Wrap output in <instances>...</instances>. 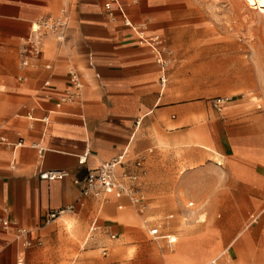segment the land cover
<instances>
[{
    "label": "crops",
    "instance_id": "crops-1",
    "mask_svg": "<svg viewBox=\"0 0 264 264\" xmlns=\"http://www.w3.org/2000/svg\"><path fill=\"white\" fill-rule=\"evenodd\" d=\"M106 1L0 0V264H15L21 252L25 264H44V246L55 226L63 225L77 238L97 222L101 224L96 228L123 231L122 223L136 219L130 210L121 211L133 210L129 199L113 193L84 195L82 180L101 162L126 152L117 172L138 174L142 193L143 176L134 163L141 157L147 161V151L159 143L170 153L180 150L182 172L188 170V164L205 159L207 151L214 153L218 157L214 163L224 172L227 186L222 193L227 205L221 223L231 221L234 230L241 223L247 224L244 230L253 227L252 240L263 246L259 231L264 228V216L260 220L264 213V124L240 100L227 103L226 114L210 112L201 101L188 105V75L177 74L174 68L165 69L167 82L161 88V69L151 49L139 43L135 27H141L145 37L164 33L165 0H139L137 4L117 0L111 4L112 16L104 8ZM120 6L134 28L124 23ZM61 8L68 12L66 40L59 43L46 37L37 66L16 67L14 59L21 42L16 45L13 41L28 34L30 21L56 15ZM71 67L81 75L82 94L78 101L56 106L68 89ZM44 116L48 117L46 123ZM85 152V160L78 163ZM131 155L137 157L133 160ZM154 161L159 170L162 164L176 166L180 162L171 156L166 160L157 156ZM43 170H68L69 175L47 181L38 176ZM70 205L73 211L46 222L48 212ZM256 214V222L249 223ZM200 218L205 220L202 215ZM2 221H8L6 229ZM147 222L143 220L144 226ZM205 226L221 250L205 264H217L241 233L222 248L228 235L218 238L209 224L194 231ZM19 227L30 231V246L15 239ZM159 235L151 238L166 239L169 234ZM116 236L108 233L110 241L101 248L103 256L116 247ZM169 237L179 240L178 234ZM167 244L172 247L174 241ZM263 255L256 250V260ZM77 256L78 260L88 257Z\"/></svg>",
    "mask_w": 264,
    "mask_h": 264
},
{
    "label": "rangeland",
    "instance_id": "rangeland-1",
    "mask_svg": "<svg viewBox=\"0 0 264 264\" xmlns=\"http://www.w3.org/2000/svg\"><path fill=\"white\" fill-rule=\"evenodd\" d=\"M164 9L166 30L161 36L170 60L167 68L188 75V105L201 101L210 112L226 114L224 106L240 100L264 124V8H258L252 0H165ZM22 40L13 42L17 45ZM14 61L17 67V56ZM216 98H228L220 111L212 106ZM199 117L194 118L197 121ZM207 152L205 159L188 164L186 174L182 172L180 150L170 153L166 145L157 144L153 151H147L148 160L142 162L144 211L139 213L133 205V210H121H130L135 221L122 223L123 231L96 228L101 224L97 222L85 229L81 238L63 225L52 227L51 240L44 246V264H205L221 251L219 244L211 241L206 226L194 231L208 224L216 229L218 238L228 235L222 248L241 233L217 264H264V255L261 260L255 256L256 250L264 253V228L259 231L263 246H258L250 235L253 227L244 230L247 224L241 223L234 230L231 221L221 223L226 215L227 198L222 196L226 179L214 163L218 157ZM157 156L165 160L171 156L180 162L176 166L162 164L159 170L154 163ZM136 157L130 156L133 160ZM229 215L235 219L232 212ZM125 216L130 217L128 213ZM168 217L171 219L167 222ZM143 220L148 221L146 226ZM148 227H159L162 235L178 234L179 240L172 247L167 239L153 240ZM110 231L117 233L119 241L103 256L101 248L110 241ZM78 254L88 257L75 259Z\"/></svg>",
    "mask_w": 264,
    "mask_h": 264
},
{
    "label": "built area",
    "instance_id": "built-area-1",
    "mask_svg": "<svg viewBox=\"0 0 264 264\" xmlns=\"http://www.w3.org/2000/svg\"><path fill=\"white\" fill-rule=\"evenodd\" d=\"M113 2H117V0H107L104 3V8L108 11L110 16H112L110 8ZM138 2L139 0H129L130 4H137ZM120 12L122 14L124 23L130 27H133L128 20L122 6H120ZM67 26L68 12L65 8H61L59 13L56 15L47 14L39 16L35 20L30 21L29 32L23 38L18 49L19 66L22 68L37 66V62L42 54L43 42L45 38L51 36L59 43L64 42L66 40ZM135 29L139 34V43L146 44L151 49L155 63L161 69L159 80L161 88H164L167 82L165 69L170 62V60L165 56L164 40L162 36L158 34L145 37L141 27H135ZM68 80V89L60 97L56 106H60L61 103L65 102L78 101L82 94L84 83L79 71L76 68L71 67L68 70ZM227 100L228 98L213 99L212 106L216 110L220 111ZM42 120L46 123L48 122V117L44 116ZM136 125H138V122ZM86 155L87 152H85L84 155L78 159V163H82L85 160ZM125 156L126 152H122L110 160L101 162L95 170L88 172L82 180L81 192L84 195H92L94 197H98L101 193H113L116 196H126L129 199L131 205H133L139 213H142L146 206L143 195L139 191L138 187L139 175L127 171H123L120 174L117 172V168L124 162ZM142 162L143 157L138 158L134 163L135 167L140 169V173H144L142 170ZM68 175V170H43L38 174L40 179L47 181L63 180ZM73 209V206L70 205L57 211H50L48 212L46 222L55 219L65 211L71 212ZM262 211H264V208H262ZM259 214L251 216L249 223L256 222ZM1 225L4 229H6L9 223L8 221H2ZM148 234L153 238L160 236L158 228L156 227L149 228ZM165 237L168 243L173 242V240L169 238V235H166ZM15 239L22 241L24 246H30L33 242V239L30 237V231L20 227L16 230ZM103 254H105V250H103ZM15 264H25V257L22 252L18 254Z\"/></svg>",
    "mask_w": 264,
    "mask_h": 264
},
{
    "label": "bare ground",
    "instance_id": "bare-ground-1",
    "mask_svg": "<svg viewBox=\"0 0 264 264\" xmlns=\"http://www.w3.org/2000/svg\"><path fill=\"white\" fill-rule=\"evenodd\" d=\"M252 1L256 3V5H257L258 8H264V0H252ZM62 215H63V214H62ZM66 224L69 225L70 222L66 221ZM169 238H171V237H169ZM171 239H172V240L174 241V243H175L176 238H171ZM213 261H214V260H213Z\"/></svg>",
    "mask_w": 264,
    "mask_h": 264
}]
</instances>
